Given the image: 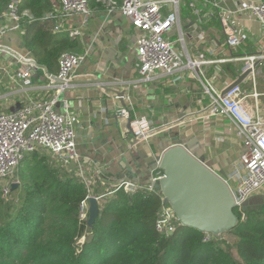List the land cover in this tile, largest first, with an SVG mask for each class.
Segmentation results:
<instances>
[{
  "label": "crops",
  "instance_id": "obj_1",
  "mask_svg": "<svg viewBox=\"0 0 264 264\" xmlns=\"http://www.w3.org/2000/svg\"><path fill=\"white\" fill-rule=\"evenodd\" d=\"M52 1L58 3V0ZM247 1L217 0L218 7L200 1L196 3L198 15L187 7V2L181 3L180 27L186 48L192 57L200 52L213 60L202 66V72L220 92L241 73L243 63L235 57L264 53L263 27L253 14L240 12ZM89 6L91 13L86 24L82 25V15H72L57 20L59 30L55 32L80 29V34L74 37L77 47L73 53L82 54L84 58L72 74L71 85L59 95L56 109L62 112L63 103L67 102L79 115L76 150L82 164L89 169L91 189L98 186L105 193L121 179L128 165L139 180L145 181L139 173L146 164L178 139L203 157L212 171L227 178L237 165L244 146L226 116L210 113V98L203 92L201 80L191 70L174 74L157 72L150 80L140 79L135 49L138 31L121 16L118 8L109 13L97 0H90ZM222 17L244 35L242 45L229 47L226 44ZM24 27L22 23L19 29L1 36L0 44L34 60L24 45ZM177 35L178 28L174 26L166 36L176 40ZM37 65L30 77L31 83L24 85L16 76L20 62L6 50L0 53V110L10 111L16 103L28 98L50 99L55 95L47 74L53 77L57 71L51 73ZM246 78L240 83L245 105L264 119V62L254 68L251 80ZM114 89L124 92L122 101L116 97ZM123 103L131 120L144 116L152 129L162 126L164 130L155 131L147 141L136 145L143 154L140 158L139 152L132 147L127 114L126 117L116 115L125 111ZM137 164H141L140 169H136Z\"/></svg>",
  "mask_w": 264,
  "mask_h": 264
},
{
  "label": "built area",
  "instance_id": "obj_2",
  "mask_svg": "<svg viewBox=\"0 0 264 264\" xmlns=\"http://www.w3.org/2000/svg\"><path fill=\"white\" fill-rule=\"evenodd\" d=\"M184 1L187 2V7L197 15L199 14L197 2L202 1L218 7L217 0H122L119 5L114 0H102L109 13L118 8L121 16L127 18L131 26L138 31L135 49L140 79L150 80L157 72L174 74L182 70H191L201 80L203 92L209 95L210 113L226 116L235 126L244 150L239 155L238 163L232 173L223 180L232 193L234 210L244 218L248 200L264 190V119L258 112L245 105V96L242 95L240 84L221 95L211 80L204 76L202 66L213 60L200 52L192 57L186 48L180 27L181 3ZM18 2L19 0H9L0 13V37L9 31L19 29L22 23L32 20L33 15L29 11H20ZM243 11L253 14L264 29V0L247 1L240 8V12ZM90 13L89 0H58L54 10L45 13L43 17L62 20L77 14L82 15V25H84ZM219 15L222 16V14ZM222 21L226 44L229 47L242 45L244 35L240 34L234 25L228 24V20H224L223 17ZM58 26H55V31L59 30ZM174 26L178 28V35L176 40H171L166 35ZM68 33L70 37H75L80 34V29H73ZM177 43L181 45V48H177ZM3 50L14 55L20 62L21 68L16 76L24 85H29L32 73L38 68L36 61L28 56L15 54L0 44V53ZM83 58L82 54L67 51L61 53L58 58V70L54 74L58 80L47 74V78L55 89V95L50 99L28 98L22 102V107L17 111L0 110L1 197L7 199L12 190V184L19 185L16 173L24 155L30 151H41L51 156L55 162H59L62 167L67 168L72 164L74 174L88 188V195L79 207L81 221L88 218L89 196H94L97 202L102 204L107 197L119 190L127 193L152 191L153 181L162 176V171L156 170L150 179L145 181L118 179L105 193L94 194L91 189L93 182L89 169L82 164L76 150L75 135L76 129L80 126L79 115L67 102L63 103L62 112L56 109L59 95L71 85L72 74ZM258 59L264 61V53L235 57V60L244 61L249 67H253V63ZM253 73L254 68L251 75ZM125 114L123 110L116 115L126 117ZM131 125L134 136L138 137L140 142L147 141L151 136L150 132L154 130L144 116L131 120ZM98 177L102 178V175L98 173ZM160 199H162L161 196ZM178 225L181 224L171 207L161 203L154 223L155 230L161 236L169 237ZM212 238H214L212 234L205 233L203 240Z\"/></svg>",
  "mask_w": 264,
  "mask_h": 264
},
{
  "label": "trees",
  "instance_id": "obj_3",
  "mask_svg": "<svg viewBox=\"0 0 264 264\" xmlns=\"http://www.w3.org/2000/svg\"><path fill=\"white\" fill-rule=\"evenodd\" d=\"M114 1L119 5L122 0ZM8 2L0 0V13ZM18 4L20 11L33 15L23 23L25 48L37 64L56 72L61 53L77 47L68 32H55L57 19L43 17L58 3ZM55 163L35 150L18 165L19 185L11 190L15 202L0 222V264H264V204L247 207L244 218L234 210L239 222L228 232L234 237V254L220 239L203 240L205 233L183 225L171 236H161L154 227L161 199L152 191H116L99 204L88 227L87 219H79L88 188ZM93 192L104 191L97 186ZM1 198L0 189V204Z\"/></svg>",
  "mask_w": 264,
  "mask_h": 264
},
{
  "label": "water",
  "instance_id": "obj_4",
  "mask_svg": "<svg viewBox=\"0 0 264 264\" xmlns=\"http://www.w3.org/2000/svg\"><path fill=\"white\" fill-rule=\"evenodd\" d=\"M241 62L243 63L241 73L221 91V95L251 75L252 68H255L261 61L256 60L253 67H249L244 61ZM53 78L58 80L55 75ZM114 93L122 101L124 92L114 89ZM22 105L23 103L18 102L10 108V111H17ZM122 106L127 114L129 133L133 140L132 147L139 152L140 158L143 154L136 147L140 140L134 136L128 108L124 103ZM157 130L164 131L161 126L150 133H155ZM135 167L140 169L141 164ZM125 168L126 172L120 176L121 179L124 177L139 179L131 166L128 165ZM156 170L162 171V176L153 181L152 191L162 197L161 203L164 206L168 204L171 207L181 225L198 229L203 233H210L215 239H220L223 234L228 233L238 224L239 218L234 212V201L228 185L219 174L205 164L204 158L194 153L182 139H178L177 143L165 148L160 155L148 162L139 176L144 180H149ZM17 186V183L12 184V189ZM98 213L96 198L89 196L88 227H92Z\"/></svg>",
  "mask_w": 264,
  "mask_h": 264
},
{
  "label": "rangeland",
  "instance_id": "obj_5",
  "mask_svg": "<svg viewBox=\"0 0 264 264\" xmlns=\"http://www.w3.org/2000/svg\"><path fill=\"white\" fill-rule=\"evenodd\" d=\"M55 2V1H54ZM177 48H179V45H176ZM264 62V61H263ZM248 81L251 80V75H249L246 78ZM57 166L62 167L59 162L55 163ZM63 169L67 170L68 172L73 173L74 172V166L70 164L67 168L62 167ZM14 193L10 192L7 199L1 198V204H0V222L5 220L6 216L5 213L10 209L9 204H13L15 202L14 199ZM264 204V190L261 192L253 195L247 202V207L250 208H257L259 209ZM82 241V240H81ZM220 242L224 245V247L228 248L233 254L235 253V250L232 246L234 242V237L231 233L223 234L220 238Z\"/></svg>",
  "mask_w": 264,
  "mask_h": 264
}]
</instances>
